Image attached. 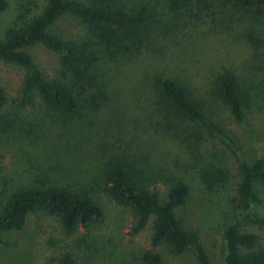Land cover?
Wrapping results in <instances>:
<instances>
[{
	"label": "rangeland",
	"instance_id": "rangeland-1",
	"mask_svg": "<svg viewBox=\"0 0 264 264\" xmlns=\"http://www.w3.org/2000/svg\"><path fill=\"white\" fill-rule=\"evenodd\" d=\"M124 14V27L106 35L129 37L123 50L105 49L80 22L62 16L48 31L85 44L92 54L83 79L64 69L58 55L37 44L27 53L46 77L67 85L76 96V112L58 117L39 102L22 110L14 98L21 70L0 60V189L2 199L36 180L87 190L103 213L88 228L62 233L59 221L41 211L23 227L0 235V264H139L146 250L161 264H197L193 249L173 255L166 243L150 247L151 218L136 236L129 234L130 212L109 196L104 174L121 165L137 185L165 199L169 187H187L174 210L193 232L210 264H224L223 229L237 224L254 233L264 248V226L243 221V199L236 193L237 165L264 161V8L238 0H78ZM45 0H7L0 14V40L7 30L39 13ZM98 35V34H97ZM234 81L244 122L224 102L219 77ZM176 82L199 113L235 143L211 135L162 99L159 82ZM68 171L65 173V170ZM259 204L250 212L264 218V185L252 183Z\"/></svg>",
	"mask_w": 264,
	"mask_h": 264
},
{
	"label": "trees",
	"instance_id": "trees-1",
	"mask_svg": "<svg viewBox=\"0 0 264 264\" xmlns=\"http://www.w3.org/2000/svg\"><path fill=\"white\" fill-rule=\"evenodd\" d=\"M238 2L243 7L264 8V0H238ZM7 6V0H0V14ZM64 15L76 18L105 49L122 51L124 44L129 40L126 35H121L116 46L115 37L110 35V32L109 35L105 34L107 32L105 29L110 26L128 25L129 21L124 14L110 8L85 5L78 0H45L39 13L26 21L16 23L7 30L5 39L0 40V60L6 64H13L21 70L14 98L18 110L29 107L37 101L61 118L76 112L78 102L73 90L54 78L44 76L27 53V49L40 44L58 55L64 69L73 70L75 77L83 79L92 59L87 45L64 40L48 31L49 27ZM218 87L232 117L243 123L242 104L232 77L227 74L220 76ZM157 93L190 121L198 123L209 134L217 135L235 147L229 135L204 119L176 82L169 78L162 79ZM5 102V93L0 86V108ZM1 123L3 118L0 116ZM67 171L68 169L65 173ZM104 178L110 198L130 212L131 236L142 232L151 218L150 247L166 243L173 255H179L187 248H191L197 264H210L196 235L185 231L174 216V210L183 204L187 196L185 184L173 183L167 191L166 198L160 199L156 190L135 184L121 165L108 166ZM254 181L264 185V161L260 158L251 164L241 162L237 165L235 187L236 193L243 199L240 218L246 223L264 226V218L255 217L249 210L252 203H260L252 190ZM3 193L4 190L0 189V235L20 230L26 217L35 211L56 217L65 235L72 234L78 228L86 229L92 223L103 220L101 208L83 188L36 180L28 186L12 189L4 199H2ZM222 237L225 244L224 264H264V248L259 247V238L256 234L240 231L237 224H230L224 227ZM60 261V264H73L68 256H63ZM139 264L161 263L156 253L146 250L141 254Z\"/></svg>",
	"mask_w": 264,
	"mask_h": 264
}]
</instances>
